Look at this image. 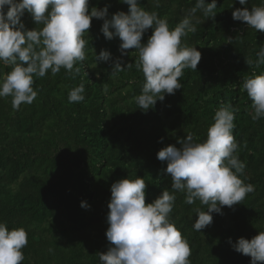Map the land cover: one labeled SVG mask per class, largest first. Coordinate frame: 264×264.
<instances>
[{"label": "trees", "instance_id": "trees-1", "mask_svg": "<svg viewBox=\"0 0 264 264\" xmlns=\"http://www.w3.org/2000/svg\"><path fill=\"white\" fill-rule=\"evenodd\" d=\"M138 2L172 29L196 0H158L159 6L157 0ZM216 5L214 18L196 12L197 30L182 41L201 53L196 71L185 69L182 88L165 94L152 109L141 111L135 102L144 83L135 67L137 53L128 49L121 57V41L106 40L100 31L103 20L96 18L85 36L86 59L74 66L80 67L78 74L62 68L55 75L49 71L34 77L38 95L19 109H13L11 96L0 98V223L26 230L22 264H99L97 253L109 246L105 232L111 185L144 178L146 205L171 190L167 165L157 153L169 145L180 148L177 141L188 134L203 142L215 112L225 105L238 110L233 135L238 158L246 165L240 178L254 191L240 204L222 207V214L212 213V224L200 232L192 227L197 218L193 209L202 206L184 203V194L176 192L170 219L188 241L191 264H250L251 258L231 245L264 230V118L252 120L251 101L242 87L253 73L264 75V65L246 63L264 46V32L234 21L232 11L264 6V0L243 6L238 0H216ZM105 6L108 18L128 12L120 0H89V9ZM21 21L27 30L42 27L27 12ZM151 34V29L145 32L141 43ZM101 50L111 54L110 61L95 60ZM117 58L125 70L111 75ZM10 71L0 63V77ZM81 83L85 100L70 103V90ZM81 202L89 207L82 208Z\"/></svg>", "mask_w": 264, "mask_h": 264}, {"label": "clouds", "instance_id": "clouds-1", "mask_svg": "<svg viewBox=\"0 0 264 264\" xmlns=\"http://www.w3.org/2000/svg\"><path fill=\"white\" fill-rule=\"evenodd\" d=\"M120 2L128 6L127 14L120 11L108 18L107 6L89 9V0H0V63L11 67L0 77V98L11 96L13 109H19L38 95L33 88L34 77L43 78L49 71L55 75L62 68L66 74H78L81 69L74 66L86 59L89 40L85 36L93 18L103 20L100 31L106 40L119 38L121 57L127 55L128 49L137 53L135 67L144 77L141 94L135 97L138 109H152L157 101L164 100L165 94L181 89L179 80L184 70L196 71L201 60V53L184 44L183 38L196 32L194 18L198 10L205 17H215L216 0H196L188 15L172 29L166 19L145 10L138 0ZM238 3L243 6L248 0ZM26 12L42 27L27 30L21 21ZM232 18L264 32V6L237 8ZM149 29L152 34L142 44L143 34ZM110 59L106 50L95 55L96 61ZM121 62L119 58L113 62L111 75L125 70ZM246 63L256 68L264 65V46L256 52L255 60L249 58ZM242 87L251 101L252 120L264 118V75L253 73L243 80ZM84 92L83 83L71 89L69 102L84 101ZM236 111L229 105L219 108L203 142H195L188 134L177 141L180 148L169 145L157 153V159L167 165L164 171L170 174L171 190L165 189L152 203H145L144 178H126L111 185L105 232L109 246L105 252L97 253L99 264H191L188 241L170 219L175 193H183L186 204L198 201L202 206L193 209L197 218L192 227L200 232L212 224V213L222 214V207L232 208L254 191L252 184L240 178L246 165L238 158L233 135ZM80 206L89 207L84 202ZM27 244L24 228L9 230L0 223V264H22V249ZM231 246L235 252L250 257V264H264V230L250 240L239 238Z\"/></svg>", "mask_w": 264, "mask_h": 264}]
</instances>
